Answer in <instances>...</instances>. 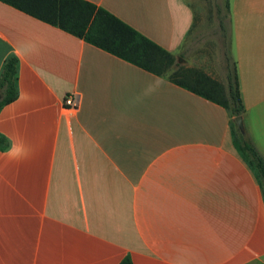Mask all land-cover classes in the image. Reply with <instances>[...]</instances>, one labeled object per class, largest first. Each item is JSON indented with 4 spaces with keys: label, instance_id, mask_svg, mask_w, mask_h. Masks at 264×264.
I'll return each instance as SVG.
<instances>
[{
    "label": "crops",
    "instance_id": "0c3cea01",
    "mask_svg": "<svg viewBox=\"0 0 264 264\" xmlns=\"http://www.w3.org/2000/svg\"><path fill=\"white\" fill-rule=\"evenodd\" d=\"M85 1L183 64L186 0ZM228 1L246 139L264 159V0ZM11 56L0 264H264L263 196L227 110L0 2V74Z\"/></svg>",
    "mask_w": 264,
    "mask_h": 264
},
{
    "label": "trees",
    "instance_id": "16d2710c",
    "mask_svg": "<svg viewBox=\"0 0 264 264\" xmlns=\"http://www.w3.org/2000/svg\"><path fill=\"white\" fill-rule=\"evenodd\" d=\"M39 21L82 39L123 61L183 88L227 110L231 117L233 142L255 172L264 201V159L255 146L243 137L235 118L243 116L244 106L239 91L235 62L230 52L229 1L225 0L227 15L216 6L219 32L226 49V82L221 83L204 71L186 67L139 32L103 8L85 0H0ZM229 47V48H228ZM229 50V51H228ZM17 58L9 57L0 74V108L16 99ZM5 141L0 135V148ZM120 264H131L126 258Z\"/></svg>",
    "mask_w": 264,
    "mask_h": 264
},
{
    "label": "rangeland",
    "instance_id": "374dc122",
    "mask_svg": "<svg viewBox=\"0 0 264 264\" xmlns=\"http://www.w3.org/2000/svg\"><path fill=\"white\" fill-rule=\"evenodd\" d=\"M186 1L194 12L195 20L193 29L186 41L187 51L182 65L202 70L212 78L225 84L224 50L226 45H224L222 35L219 32L216 17V6L221 8L222 15H227L224 5L225 0ZM226 23L229 29L228 20H226Z\"/></svg>",
    "mask_w": 264,
    "mask_h": 264
},
{
    "label": "built area",
    "instance_id": "2783aa9c",
    "mask_svg": "<svg viewBox=\"0 0 264 264\" xmlns=\"http://www.w3.org/2000/svg\"><path fill=\"white\" fill-rule=\"evenodd\" d=\"M64 105L71 109H77L78 103L75 101L72 95H67L64 99Z\"/></svg>",
    "mask_w": 264,
    "mask_h": 264
},
{
    "label": "water",
    "instance_id": "95a60500",
    "mask_svg": "<svg viewBox=\"0 0 264 264\" xmlns=\"http://www.w3.org/2000/svg\"><path fill=\"white\" fill-rule=\"evenodd\" d=\"M234 121H235V124H236L237 129L239 130L240 134L243 137H246V131H245L243 117L242 116H239V117L235 118Z\"/></svg>",
    "mask_w": 264,
    "mask_h": 264
}]
</instances>
